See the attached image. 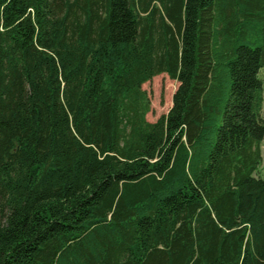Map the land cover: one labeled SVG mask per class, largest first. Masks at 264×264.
Returning a JSON list of instances; mask_svg holds the SVG:
<instances>
[{"label":"trees","instance_id":"trees-1","mask_svg":"<svg viewBox=\"0 0 264 264\" xmlns=\"http://www.w3.org/2000/svg\"><path fill=\"white\" fill-rule=\"evenodd\" d=\"M262 68L264 0H0V264H264Z\"/></svg>","mask_w":264,"mask_h":264},{"label":"rangeland","instance_id":"rangeland-1","mask_svg":"<svg viewBox=\"0 0 264 264\" xmlns=\"http://www.w3.org/2000/svg\"><path fill=\"white\" fill-rule=\"evenodd\" d=\"M260 75L264 81V68L261 69ZM179 82L169 77L168 74L162 73L154 76L151 80L143 84L151 100V111L147 114L149 121H156L161 115L167 114L173 105V95L177 90ZM264 115V110H263ZM263 160L258 169L257 175L264 178V140L262 142Z\"/></svg>","mask_w":264,"mask_h":264}]
</instances>
